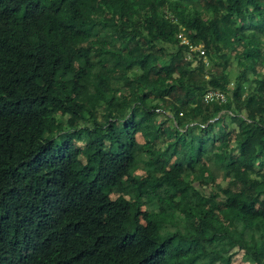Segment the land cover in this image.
Listing matches in <instances>:
<instances>
[{
	"label": "trees",
	"instance_id": "trees-1",
	"mask_svg": "<svg viewBox=\"0 0 264 264\" xmlns=\"http://www.w3.org/2000/svg\"><path fill=\"white\" fill-rule=\"evenodd\" d=\"M237 252L264 264V0H0V264Z\"/></svg>",
	"mask_w": 264,
	"mask_h": 264
},
{
	"label": "built area",
	"instance_id": "built-area-1",
	"mask_svg": "<svg viewBox=\"0 0 264 264\" xmlns=\"http://www.w3.org/2000/svg\"><path fill=\"white\" fill-rule=\"evenodd\" d=\"M178 42L180 45L187 47L189 52L199 53V55L204 56L203 45H192L183 33L178 36ZM232 86V85H230ZM204 101L206 103L217 101L219 103L225 102V94L220 91H208L204 96Z\"/></svg>",
	"mask_w": 264,
	"mask_h": 264
},
{
	"label": "rangeland",
	"instance_id": "rangeland-1",
	"mask_svg": "<svg viewBox=\"0 0 264 264\" xmlns=\"http://www.w3.org/2000/svg\"><path fill=\"white\" fill-rule=\"evenodd\" d=\"M153 119L158 120V117H154ZM254 134H255L254 135L255 138L260 136V134L258 133L257 130H254ZM255 147H256V142L253 139L251 141V148L249 149V156H252L254 154ZM177 201L185 203V204H189V205L192 204L190 199H188V197H186V196H182V197L178 198ZM185 218H187V217H185ZM199 264H208V263L200 262ZM217 264H220V263H217ZM230 264H247V261L243 257L242 252H237V254L231 259Z\"/></svg>",
	"mask_w": 264,
	"mask_h": 264
}]
</instances>
